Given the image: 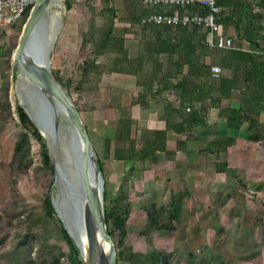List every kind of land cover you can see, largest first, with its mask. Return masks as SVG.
Returning <instances> with one entry per match:
<instances>
[{
	"label": "rangeland",
	"instance_id": "obj_1",
	"mask_svg": "<svg viewBox=\"0 0 264 264\" xmlns=\"http://www.w3.org/2000/svg\"><path fill=\"white\" fill-rule=\"evenodd\" d=\"M66 1L71 3L70 7ZM114 3L119 9L117 25L123 27L129 24L128 15L135 0H114ZM87 5L86 0H58V4L51 9L47 28L51 32V20L56 17L60 19V26L50 52V67L64 83L70 81L69 87L64 90L80 109L97 155L103 160L107 207L110 209L123 191L129 195L132 214L127 224L126 245L147 258L151 257L154 247L161 248L169 254V264H264V142H246L243 137L228 154L218 156L205 151L207 143L196 141L194 135L213 133L223 128L214 117L218 108L213 105L211 126L197 128L190 135L189 154L180 153L169 160L164 152H159L157 162H145L143 166L133 161L116 160L112 151H107V140H114L122 110L132 115V136L141 141L145 131L158 129V119L163 121V106L154 101L148 108L132 106L133 96L140 94L142 89L127 76L110 73L102 76L94 73L88 78L82 76L80 67L93 50L92 45L82 47L91 18ZM139 8L143 9L141 5ZM26 21L22 19L14 27L0 25V46L4 51H8L7 45L16 49ZM96 23L101 26V18H97ZM261 24L264 26V20ZM228 30V35H236L232 27ZM260 33L264 37V31ZM127 44L131 55L136 57L139 41L128 38ZM12 57L0 59L1 69L4 70L0 73V88L4 86L8 89L13 113V118L8 117L6 121L0 118V214L3 217L0 235L5 237L0 247L1 264H13L18 258L14 257L18 244L15 231L21 230L27 211L34 208L42 194L38 188L39 176L34 169L13 182L8 168L21 131L15 109L18 103L24 106L21 98L30 91L20 73L16 78L13 76ZM118 57V54L109 51L98 58V63L111 67ZM211 61L210 53L208 63ZM0 95L3 97L4 93L0 91ZM262 123L264 126V117ZM32 143L34 162L42 165L40 146L35 140ZM167 148L175 150L176 143H167ZM224 161H229L236 168L241 181L217 171V164ZM40 185L44 183L40 182ZM53 195L57 197L58 191H54ZM173 195L181 210L179 217L174 219L175 229H148L149 210L156 206L161 214L169 217L168 206ZM20 208L27 211L19 217L15 212ZM35 218H40V221H31L35 227L30 234V245L34 246L32 257L42 262L54 258L53 254L57 252L68 255L69 247L60 224L50 220L42 207L37 209ZM47 240L57 246L50 248ZM116 240L119 241L118 234ZM42 247H45L44 257L39 258ZM62 264H69L67 257L62 256ZM119 264H129V261L126 259Z\"/></svg>",
	"mask_w": 264,
	"mask_h": 264
},
{
	"label": "trees",
	"instance_id": "obj_2",
	"mask_svg": "<svg viewBox=\"0 0 264 264\" xmlns=\"http://www.w3.org/2000/svg\"><path fill=\"white\" fill-rule=\"evenodd\" d=\"M86 1L91 18L88 20L87 34L83 36L82 47L92 45L93 50L80 67L82 76L88 78L94 73L100 76L105 73L127 76L135 80L136 86L142 89L140 94L133 96L132 106L148 108L153 101L163 106L166 129L145 131L141 141L132 136V115L122 110L117 121L116 136L113 141L107 140V151L111 150L116 160L133 161L143 166L145 162H157L159 152H164L169 160L180 153L189 154L190 135L197 128L211 126L213 105L218 108L214 117L222 123L223 128L213 133L194 135L196 141L204 140L207 143L205 151L218 156L228 154L243 137L246 142H264V37L260 33L264 31L261 24L264 20V0H258L256 3L255 0H217L222 9L217 19L223 27V34L228 35V29L231 27L236 33L232 49H210L206 43L207 32L193 23L186 26L143 23L146 16L164 13L168 7L163 5H145L143 0H135L127 21L129 25L119 27V9L114 0ZM66 4L71 6L69 1H66ZM139 5L143 9H140ZM31 9L32 7L25 12L24 21L28 19ZM167 10L173 11L170 8ZM189 12L206 14L208 8L196 3L189 7ZM97 18H101V26L96 23ZM128 34H135L139 41L136 57H133L127 48ZM7 47L8 51H4L0 46V59L4 56L8 59L12 57L15 49L9 45ZM109 51L120 56L115 59L113 66L98 63V58ZM210 53L212 61L208 63L206 58ZM216 63L222 68L218 79L211 75L212 65ZM147 66L150 68L146 69ZM3 71L0 65V73ZM12 71L16 78L19 71L14 67ZM54 76L63 89L69 87L70 81L64 83L58 74L54 73ZM0 91L4 93L3 97L0 95V118L6 121L8 117L13 116L12 107L8 100V89L2 86ZM225 103L227 105H224ZM15 114L21 131L8 165L10 175L13 182H16L18 177L34 169L39 176L37 182L42 194L32 210L20 208L15 212L20 217L27 211L26 218L23 219L25 222L20 226L21 230L15 231L18 244L14 257L18 258H15L13 264H62V256L67 257L69 264H85L78 247L62 226L52 202L50 188L55 182V170L44 137L20 103L16 106ZM169 132L177 136L175 150L167 148ZM33 140L40 146L42 165H36L34 162ZM98 161L103 174V160L99 156ZM217 171L239 178L236 168L229 161L218 163ZM40 182L44 185L41 186ZM175 199L173 195L168 206L169 217L161 214L156 206L149 210L148 229H175L174 219L181 214ZM13 203L16 204L15 201ZM131 206L128 193L123 191L109 209L105 191L107 224L117 246L118 264L126 259L129 264H169V254L161 248L154 247L151 257L147 258L143 254L133 252L132 248L126 245ZM39 207H42L50 220L60 224L61 233L69 247L68 255L57 252L53 254L54 258L42 262L32 257L34 246L30 245V234L35 227L31 221H40V218H35ZM2 218L0 214V221ZM117 234L119 241L116 240ZM4 242L5 237L0 235V247ZM46 243L52 249L57 246L48 240ZM44 252L45 247H42L39 258L44 257Z\"/></svg>",
	"mask_w": 264,
	"mask_h": 264
},
{
	"label": "water",
	"instance_id": "obj_3",
	"mask_svg": "<svg viewBox=\"0 0 264 264\" xmlns=\"http://www.w3.org/2000/svg\"><path fill=\"white\" fill-rule=\"evenodd\" d=\"M57 4L58 0H36L13 54L14 68L31 85L21 101L44 137L55 170L52 202L85 264H118L117 246L107 224L105 181L97 152L82 113L50 67L60 19L52 18L51 32L47 21ZM49 135L53 137L49 139ZM52 141L62 155L59 169L51 154ZM56 190L57 197L53 195Z\"/></svg>",
	"mask_w": 264,
	"mask_h": 264
},
{
	"label": "built area",
	"instance_id": "obj_4",
	"mask_svg": "<svg viewBox=\"0 0 264 264\" xmlns=\"http://www.w3.org/2000/svg\"><path fill=\"white\" fill-rule=\"evenodd\" d=\"M36 0H0V25L11 26L20 22L25 12L33 7ZM147 5H163L173 9L169 12L152 14L143 19V23H156L163 26L182 25L191 23L202 27L207 32L206 43L210 49H232L234 48V36L224 35L223 27L218 22V15L222 9L217 0H143ZM199 3L208 8V13H190L189 7ZM214 79H218L222 74L220 65L211 68Z\"/></svg>",
	"mask_w": 264,
	"mask_h": 264
},
{
	"label": "bare ground",
	"instance_id": "obj_5",
	"mask_svg": "<svg viewBox=\"0 0 264 264\" xmlns=\"http://www.w3.org/2000/svg\"><path fill=\"white\" fill-rule=\"evenodd\" d=\"M27 83L28 82H26V84ZM28 85L31 87V85L29 83H28ZM62 130H64V129H62ZM52 137L53 136L49 135L48 138L51 139ZM50 148H51L52 157L54 158L55 162H57V167L59 169L60 168V164H61L60 162H62V155L60 153V150L58 148H56L55 143L53 141L50 143ZM71 233L74 234V235L76 234L73 230H71Z\"/></svg>",
	"mask_w": 264,
	"mask_h": 264
},
{
	"label": "crops",
	"instance_id": "obj_6",
	"mask_svg": "<svg viewBox=\"0 0 264 264\" xmlns=\"http://www.w3.org/2000/svg\"><path fill=\"white\" fill-rule=\"evenodd\" d=\"M129 16V15H128ZM128 16H126V18H128ZM127 25H129V24H127ZM128 38H136L137 39V37H136V35L135 34H128L127 35V40H128ZM138 40V39H137ZM127 48H128V44H127ZM207 59V62H208V57L206 58ZM160 113H161V111H160ZM159 121H158V130H164V129H166V123L164 122V121H162L161 120V118H159L158 119ZM174 133H172V132H169L168 133V143H176V138L174 137ZM174 137V138H173ZM173 138V139H172ZM170 148V147H169ZM172 150V149H171Z\"/></svg>",
	"mask_w": 264,
	"mask_h": 264
}]
</instances>
